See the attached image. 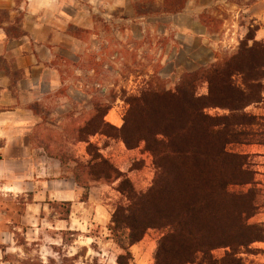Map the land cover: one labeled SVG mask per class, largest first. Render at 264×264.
<instances>
[{"label":"rangeland","instance_id":"obj_1","mask_svg":"<svg viewBox=\"0 0 264 264\" xmlns=\"http://www.w3.org/2000/svg\"><path fill=\"white\" fill-rule=\"evenodd\" d=\"M132 1L123 2L120 12L115 11L113 17L96 16L93 19L100 34L92 39L88 52L84 50V53H74L75 55H59L62 66L60 71L70 76L71 73L74 74L75 68L82 69V78H87V88L78 89L90 96L87 104L89 111L84 117V122L90 121L81 137L86 138L88 134L91 136L96 133L103 135L107 138L105 146L122 142L125 149L130 151L129 155L126 156L122 149L118 158L108 160L102 157L95 145H90L87 148L88 160L80 161L69 153L72 148L67 142L56 139L57 131L47 129L44 134L52 138V144L45 147L44 151L50 156L72 160L66 163V171L60 179L74 181L71 170L76 162L75 172L79 183L75 186L72 185V180L70 183L67 180L55 183L56 179H59L58 176L40 174L36 166L33 167L34 176L19 178L9 175L0 180V264H154L155 253L161 238L166 234L165 231L148 229L142 240L129 248L133 255L132 261L109 239L107 229L118 209H127L132 205L131 196L134 193L145 195L149 191L157 173L154 157L145 142L132 149V98L138 97L148 89L175 92L179 84L183 80L186 81L187 74L225 64L239 52L248 29L252 31L255 42L264 44V41L256 40L254 32L262 24L249 17L250 14H264V0L254 7L253 4L257 0H228V3L209 9L207 14H204V22L208 25L210 33L220 37L223 42L210 53L203 55L204 61L212 60L198 68L192 64L194 53L192 55L182 51L174 58V48H168L169 37H163L156 32L141 40L134 38L132 34L127 35L126 30L138 28L142 26L141 23L155 31L166 26V19L161 16L162 12H159L163 3L161 0H135L138 6L143 7V12L152 10V14H148L145 20L132 18ZM2 5L0 29H8L11 36L20 30L25 32L24 25L30 26L33 19L29 16L31 9L24 5V0H14L13 3L6 1ZM246 8L250 9L248 13L243 12ZM65 11L77 15L72 6L65 7ZM78 17L81 23L80 15ZM42 18L48 25L55 23L48 14H43ZM228 24L233 25V34L226 31ZM68 30L84 37L71 23ZM4 33L6 34L5 31ZM22 38H8L11 41L8 61L4 56H0V68L6 69L13 78H19L21 75L15 71L13 63L18 59L33 58L30 53L17 52L19 43L14 41ZM251 45L252 41H249L248 46ZM64 60L67 62L64 63ZM88 70H93L94 73L89 72L91 75H87ZM242 70L243 73L235 74L232 81L250 98H256L254 102L240 112L214 108L207 110V113L214 117L234 115L237 119L238 116L246 115L254 119L253 125L247 128L252 137L257 135L253 137L252 144L228 147L229 152L245 157L254 178L253 185L233 186L229 190L233 193L253 192L256 211L247 220V224L258 226L262 239L250 246L251 252L248 253L244 249L238 252L247 264H264V140L260 137L264 136V75H261L264 74V67H251L248 64L242 67ZM257 85H260V88L255 89ZM196 93L198 96H207L208 85L200 83ZM63 94L65 93L59 92V95ZM54 96L57 98V94ZM53 100L51 105L56 106V100ZM69 105L78 106V103ZM29 106L32 108V105ZM112 109L119 121L114 124L119 127L105 120V115ZM47 120L49 123L51 121V124L54 123V120H49L48 117ZM121 129L122 131L118 132ZM122 138L127 139L131 148L126 146ZM100 159L108 161L111 169L101 166ZM126 181H130L132 186ZM73 188L75 195L72 198L75 206L70 211L72 220L63 222L61 218L64 214L61 208L52 204V194L54 190L58 192L61 189L73 192ZM33 204H36V207H30ZM230 251L229 248H220L213 251L212 255L221 258Z\"/></svg>","mask_w":264,"mask_h":264},{"label":"trees","instance_id":"obj_2","mask_svg":"<svg viewBox=\"0 0 264 264\" xmlns=\"http://www.w3.org/2000/svg\"><path fill=\"white\" fill-rule=\"evenodd\" d=\"M187 1L163 0L159 12L176 15L184 10ZM134 9L137 15L152 14V10L143 12L138 3ZM3 29L11 39L26 35L20 30L11 36L8 29ZM251 34L248 29L237 55L221 66L187 74L175 92L148 89L132 98V149L145 142L157 169L149 191L145 195L134 193L132 205L118 209L107 226L109 239L132 261L129 248L138 244L148 229L166 232L158 244L154 264H247L238 250L249 253L250 246L262 239L259 227L247 224L256 211L253 192L229 190L253 185L245 157L229 152L228 147L252 144L257 135L252 137L247 128L254 119L207 113L214 108L240 112L256 99L232 81L248 64L264 67V44L255 42ZM203 82L208 85V95L198 96L196 88ZM89 121L84 123L81 134ZM260 137L264 140V136ZM122 140L131 148L126 138ZM60 160L63 165L72 161L63 157ZM100 161L101 166L111 169L108 161ZM76 165L74 162L71 171L79 183ZM52 204L62 209L61 220L68 221L72 204ZM220 248L231 251L215 258L212 252Z\"/></svg>","mask_w":264,"mask_h":264},{"label":"crops","instance_id":"obj_3","mask_svg":"<svg viewBox=\"0 0 264 264\" xmlns=\"http://www.w3.org/2000/svg\"><path fill=\"white\" fill-rule=\"evenodd\" d=\"M6 1L13 3L14 0H0V6L2 7L3 2ZM126 1L129 3V0ZM126 1L24 0V5L31 9L29 16L33 21L30 26L26 24L23 27L26 36L14 42L19 43L18 53H30L33 58L18 59L13 63L15 71L21 74L19 78L11 77L6 69L0 68V180L9 175L19 178L34 176L33 167L36 166L40 174L58 176L59 179H56L55 183L63 180L71 182L72 179H60L66 171L60 157L50 156L44 151L45 147L52 144V138L44 134L47 129L57 131L56 139L67 142L72 148L69 153L80 161L88 160L87 148L90 145H95L102 157L108 160L118 158L122 149L126 152V156L129 155L130 151L125 149L122 142L105 146L107 138L103 135L96 133L86 138L81 137L80 130L85 125L84 117L89 111L87 104L90 96L80 90L83 87L87 88V78L84 77L85 80L82 78L83 70L78 68L74 69V74L67 76L60 71L62 66L59 62V55L84 53V50L88 52L92 39L100 34L93 19L96 16L113 17L115 11L120 12L122 3ZM226 3L228 0H188L181 13L176 15L161 13L166 19V26L159 31L141 23L142 26L128 29L126 33L140 40L155 32L163 37H169L168 48L170 50L174 48V58H177L182 51L192 55L194 53L192 64L200 68L212 60L209 58L208 62L204 61L203 55L210 53L214 47L223 42L220 37L210 33L208 25L204 22V14H207L209 9ZM260 3L261 0L255 1L253 7L259 6ZM134 4H136L135 0L132 1V18L145 20L149 15H137ZM70 6L75 9L77 15L65 11V7ZM249 10L246 8L243 12L248 13ZM43 14L45 16L48 14L54 19V25L46 24L45 19L42 18ZM249 17L251 20L255 19L256 23L262 24L256 32V40L264 41V14H250ZM83 19L85 21H82ZM70 23L80 30L84 37H79V33L70 32L68 30ZM226 31L233 34V25L228 24ZM9 41L4 30L0 29V56H4L6 61L10 51L11 41ZM65 62L67 61L64 60ZM89 72L94 73L93 70H88L86 74L91 75L92 73ZM70 84L72 85L69 87ZM61 91L65 93L62 96L59 95ZM53 98L56 100V106L51 105ZM76 102L78 106L69 105H76ZM29 105H32V108ZM113 113L114 109L108 111L105 120L119 127L118 124H114L117 123L118 117ZM47 117L49 120H54V123L51 124V121L49 123ZM67 131L70 133L66 134ZM76 184L74 177L72 185ZM7 188L12 189V187ZM73 189V192L64 189L58 192L54 190L52 194L54 202H70L73 208L75 204L72 197L75 195V188ZM31 206L36 207V204ZM71 220L69 215V221Z\"/></svg>","mask_w":264,"mask_h":264}]
</instances>
